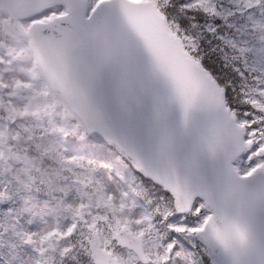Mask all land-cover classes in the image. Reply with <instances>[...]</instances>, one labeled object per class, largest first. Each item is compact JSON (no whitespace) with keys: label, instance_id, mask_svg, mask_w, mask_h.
<instances>
[{"label":"snow or ice","instance_id":"6c2138e0","mask_svg":"<svg viewBox=\"0 0 264 264\" xmlns=\"http://www.w3.org/2000/svg\"><path fill=\"white\" fill-rule=\"evenodd\" d=\"M12 163L32 264H264V0H0Z\"/></svg>","mask_w":264,"mask_h":264},{"label":"rangeland","instance_id":"374dc122","mask_svg":"<svg viewBox=\"0 0 264 264\" xmlns=\"http://www.w3.org/2000/svg\"><path fill=\"white\" fill-rule=\"evenodd\" d=\"M73 198V194L66 197L68 201ZM39 199L35 208L29 206L23 195L0 201V264H23L26 257L35 255L31 245L18 234L21 230L37 231L62 219L52 210L56 201L44 194Z\"/></svg>","mask_w":264,"mask_h":264},{"label":"clouds","instance_id":"9594fccd","mask_svg":"<svg viewBox=\"0 0 264 264\" xmlns=\"http://www.w3.org/2000/svg\"><path fill=\"white\" fill-rule=\"evenodd\" d=\"M22 167V164L19 163H12L11 165V171L5 179L7 180V189L9 192V195L11 198L16 197L18 195H23L24 198L30 202L29 206L35 208L36 201L35 198L39 194H44L50 198H52L54 201L60 196L63 195V193L58 192L52 188L49 187L47 183H42L39 178L38 173H34V175L37 176V179L34 183L30 185H25L21 183L20 181L24 179V176L22 173H19V169ZM19 174L20 179H17V175ZM73 195H75L73 193ZM7 226L5 227V230H7ZM32 257H26L23 261V264H32ZM64 264H75V261L71 259H66ZM80 264H88V257L86 255L80 256Z\"/></svg>","mask_w":264,"mask_h":264}]
</instances>
